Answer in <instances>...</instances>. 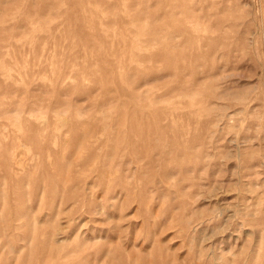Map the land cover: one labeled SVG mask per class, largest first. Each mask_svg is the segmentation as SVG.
Here are the masks:
<instances>
[{"label":"rangeland","instance_id":"1","mask_svg":"<svg viewBox=\"0 0 264 264\" xmlns=\"http://www.w3.org/2000/svg\"><path fill=\"white\" fill-rule=\"evenodd\" d=\"M0 264H264V0H0Z\"/></svg>","mask_w":264,"mask_h":264}]
</instances>
